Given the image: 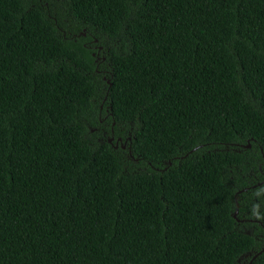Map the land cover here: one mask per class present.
Instances as JSON below:
<instances>
[{
	"label": "trees",
	"instance_id": "trees-1",
	"mask_svg": "<svg viewBox=\"0 0 264 264\" xmlns=\"http://www.w3.org/2000/svg\"><path fill=\"white\" fill-rule=\"evenodd\" d=\"M0 264H264V0H0Z\"/></svg>",
	"mask_w": 264,
	"mask_h": 264
}]
</instances>
